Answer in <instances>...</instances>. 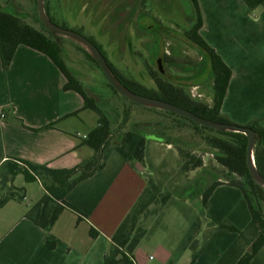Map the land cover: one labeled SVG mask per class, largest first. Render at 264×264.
<instances>
[{"label": "crops", "instance_id": "1", "mask_svg": "<svg viewBox=\"0 0 264 264\" xmlns=\"http://www.w3.org/2000/svg\"><path fill=\"white\" fill-rule=\"evenodd\" d=\"M197 3L199 34L231 71L221 114L239 125L255 119L264 127V7L251 10L243 0ZM64 83L53 61L26 45L17 46L6 70L0 61V164L16 157L70 168L92 156L81 141L97 120L93 124L81 96L64 90ZM145 174L141 164L123 163L89 218L77 221L73 211L64 209L49 231L54 248L46 246L45 231L24 216L45 192L40 181H32L40 192L29 195L31 203L10 200L0 207V264H102L112 234L146 185ZM219 180L208 199L205 228L185 216L177 225L163 223L164 205L148 218L133 264H189L190 244L204 231L209 235L201 240L193 264H215L238 235L220 223L228 221L242 230L251 219L241 190ZM13 185L24 188L26 200L28 187ZM90 227L98 231L96 237Z\"/></svg>", "mask_w": 264, "mask_h": 264}, {"label": "trees", "instance_id": "2", "mask_svg": "<svg viewBox=\"0 0 264 264\" xmlns=\"http://www.w3.org/2000/svg\"><path fill=\"white\" fill-rule=\"evenodd\" d=\"M191 1L195 18L192 25L184 31V35L200 50L201 56L210 70L211 103L191 97L187 91L163 78L157 70L151 67H148L149 74L156 87L149 88L141 84L122 72L109 59L101 43L93 37L84 36L99 50L113 76L130 92L149 99L169 102L212 122L239 125L220 112L231 71L199 34L202 24L199 7L197 0ZM243 1L251 10L264 7V0ZM46 13L52 19L47 7ZM37 22L39 26L30 25L23 20V16L18 11H10L0 5V61L2 68L6 70L9 67L19 45H26L42 52L64 75L63 89L77 92L83 100L82 109H89L98 114L96 126L81 141V145L89 147L93 154L75 166L52 168L47 164L33 163L16 157L6 159L0 164V207L10 200L22 201L24 199V188L13 185L14 177L17 174H22L26 182L40 181L45 192L26 210L24 216L45 231L46 246L54 248L55 240L50 236L49 231L60 213L64 209H70L77 215V221L89 218L118 172L121 164L110 175L104 174V158L107 151L110 148L114 149L122 158L123 163L142 165L146 158L147 138L145 134L132 128H121L115 131L113 121L102 104L99 105L96 102L84 88L82 81L67 66L63 55V46L69 44L88 63L100 69L95 58L73 39L49 31L38 16ZM78 33L81 34V32ZM165 58L167 61L173 62L171 57L165 56ZM199 74H193L190 77H196ZM104 78L113 94L122 98L124 102L165 114L173 122H176L175 126L186 125L203 133L214 160L226 171L224 181L241 190L251 216L250 222L242 230H238L228 221L220 223L221 226L229 230L237 231L238 235L215 264H264V187L254 179L248 166L247 136L238 131L221 130L203 125L176 112L129 100L120 94L105 76ZM113 106L120 109L118 104ZM1 114L5 116L4 113ZM121 114L123 115L122 122L125 123L128 109L124 108V105ZM17 122L22 124L21 120L17 119ZM51 126L47 125L45 128ZM244 126L250 127L254 131L252 149L254 163L258 173L264 178V127L259 125L255 119ZM181 159V169L184 172L204 167L202 157L188 151L181 152ZM219 179L221 178L217 177L209 185L199 188V192H196L198 212L202 216H204V210L208 206V199L214 188L222 183ZM198 184L200 185V181H195V186ZM192 188L189 189L190 193L196 189L195 187L192 191ZM172 195L170 192L161 193L154 178L146 175V185L112 234L111 243L103 257L102 264H133V252L147 232V220L150 217L147 218V215L157 214ZM157 201H160L161 204L158 208L151 209L152 204ZM196 219L198 220V217ZM211 225L213 226L214 223ZM89 233L92 237L98 235V231L94 227H90ZM208 235L209 231H204L199 239L196 238L191 242L192 255L189 264H193L196 260L200 242Z\"/></svg>", "mask_w": 264, "mask_h": 264}, {"label": "rangeland", "instance_id": "3", "mask_svg": "<svg viewBox=\"0 0 264 264\" xmlns=\"http://www.w3.org/2000/svg\"><path fill=\"white\" fill-rule=\"evenodd\" d=\"M50 1L55 22L65 23L79 30L82 35L93 37L101 43L109 59L125 74L149 88H155V82L148 69L151 67L163 78L183 88L191 97L211 103L210 70L200 50L184 35V31L191 26L195 17L191 0H139L140 8L159 22L152 23L153 31L140 30L135 22H132L131 25L126 24L119 32L115 31L114 27L121 20H125L127 10L116 20L110 19V16L114 6L120 0ZM129 3H135V0H129ZM0 5L7 10L18 11L28 24L35 27L38 25L36 0H0ZM142 20L145 21V19ZM160 22L161 29L157 30ZM64 37L70 38L67 35ZM63 55L67 66L82 81L87 92L99 105L102 104L113 121L115 131L121 128H132L145 134L147 149L146 158L142 164L145 175L154 178L161 193L173 194L160 215L163 218L162 222L177 225L178 221L183 222L184 216L186 219L198 217L199 225L205 228L203 224L208 216L206 210H204V216L198 212L196 192L217 177L224 180L226 171L214 160L203 133L186 125L175 126L176 122L165 114L132 105L116 97L108 87L102 70L88 63L69 44L63 46ZM165 56L171 57L173 62L167 61ZM197 73L200 74L190 77ZM116 104L120 109L113 106ZM123 105L128 109L125 123L122 122L121 114ZM145 105L160 107L154 104ZM87 113L95 124L98 114L92 110H88ZM86 128L82 126V130ZM184 151L201 156L204 167L184 172L181 169V152ZM106 154L103 171L105 175H110L123 163V160L112 148ZM253 164L255 165L254 156ZM195 181H200V185L195 186ZM14 184L28 187V198L22 200L23 204H27L30 200V194L32 196L40 192V185L37 182L26 184L22 175L14 180ZM191 188L192 191L195 189L193 193L189 191ZM160 204V201L153 203L151 209L158 208ZM151 215H147V218ZM203 218L205 219L202 220Z\"/></svg>", "mask_w": 264, "mask_h": 264}, {"label": "water", "instance_id": "4", "mask_svg": "<svg viewBox=\"0 0 264 264\" xmlns=\"http://www.w3.org/2000/svg\"><path fill=\"white\" fill-rule=\"evenodd\" d=\"M42 2H43V0H37V8H38V13H39L40 19L45 24L47 29L49 31H51V32H54L56 34H61L63 36H66L65 34L73 35L78 40L83 41L87 45H89V47L93 50L94 54H91L89 51L88 52L95 58V60L97 61L98 65L100 66V69L102 70L104 76L116 88V90L120 94L126 96L129 100L138 102V101H136V98H138V99H142V100L149 101V102H152V103H156V104L160 105L159 108H161V109L173 111V112H176V113H178L180 115H184V116L188 117L189 119L194 120V121H196V122H198L200 124L211 126V127H214V128H217V129H221V130H230V128H232L235 131L244 133L247 136V138H248V143H247V162H248V166L250 168V171H251L252 176L254 177V179L264 187V178L258 173V171H257V173H255L256 167L253 166V164L251 162V158H253L252 149H253V141H254V131L250 127H246L244 125L219 124V123H216V122H212V121L203 119V118H201V117L189 112L188 110H186V109H184L182 107L176 106L174 104H171L169 102L149 99V98H146V97H143V96H139V95H136V94L130 92L123 85H121L120 82L113 76V74L109 70V68H108L103 56L99 52V50L84 35L76 32V31H72V30H69V29H65V28L59 27V26L51 23L50 21H45L44 20L43 15H42V12H43ZM74 41H76V40H74ZM76 42H78V41H76ZM117 83L120 86L117 85Z\"/></svg>", "mask_w": 264, "mask_h": 264}, {"label": "flooded vegetation", "instance_id": "5", "mask_svg": "<svg viewBox=\"0 0 264 264\" xmlns=\"http://www.w3.org/2000/svg\"><path fill=\"white\" fill-rule=\"evenodd\" d=\"M139 0H135V3H129V0H120L116 6H114L113 10H112V14L110 16V19L112 20H116L117 17H119L124 11L127 10V14H125L124 18L125 20H121L120 22H118L116 24V26L114 27L115 31H122L124 29V27L126 26V24H132V22H135V24L137 25V27L140 30H145V31H153V27H152V23H157L159 21H157V19H155L153 16H151L150 14H148L145 10L140 8V4H138ZM50 0H44L42 2V8L48 18V20L65 29H69L72 31H76V32H80L77 29L72 28L71 26L66 25L65 23L63 24H58L57 22L54 21V17L52 15L51 9H50ZM136 5V6H135ZM193 5V4H192ZM36 7H37V0H36ZM46 7L49 10V15L52 17V19L47 15L46 13ZM129 8V10H128ZM37 16L40 18L39 13H38V8H37ZM147 16V17H146ZM135 18L134 21H132V19ZM195 18V17H194ZM142 19H145V21H143ZM142 20V21H141ZM40 21L42 22V20L40 19ZM194 21V20H193ZM192 21V23H193ZM43 23V22H42ZM191 23V25H192ZM44 24V23H43ZM161 22L158 23L159 27L157 30L161 29ZM45 25V24H44ZM39 26V23L38 25ZM46 27V26H45ZM47 28V27H46Z\"/></svg>", "mask_w": 264, "mask_h": 264}, {"label": "bare ground", "instance_id": "6", "mask_svg": "<svg viewBox=\"0 0 264 264\" xmlns=\"http://www.w3.org/2000/svg\"><path fill=\"white\" fill-rule=\"evenodd\" d=\"M42 15H43V18H44L45 21H49L48 18H47V16H45L46 14H45L44 10H43V12H42ZM65 35H67V36H69L70 38H73L74 40L78 41V42H79V43H80V44H81L86 50H88L91 54H94L93 50H92V49L89 47V45H87L85 42L78 40V39H77L75 36H73V35H70V34H65ZM117 85H119V84L117 83ZM119 86H120V85H119ZM136 101H138V102H142L143 104H154V105L160 106L159 104L152 103V102L145 101V100L138 99V98H136ZM230 130H234V129L230 128ZM251 162H252V164H253V158H251ZM253 166H255V165L253 164ZM255 173H257V170H256V169H255Z\"/></svg>", "mask_w": 264, "mask_h": 264}, {"label": "built area", "instance_id": "7", "mask_svg": "<svg viewBox=\"0 0 264 264\" xmlns=\"http://www.w3.org/2000/svg\"><path fill=\"white\" fill-rule=\"evenodd\" d=\"M1 116H3V114H1Z\"/></svg>", "mask_w": 264, "mask_h": 264}]
</instances>
